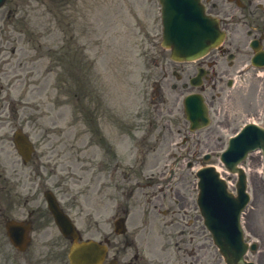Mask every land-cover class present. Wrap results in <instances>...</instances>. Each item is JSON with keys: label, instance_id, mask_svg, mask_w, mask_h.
I'll return each instance as SVG.
<instances>
[{"label": "rangeland", "instance_id": "1", "mask_svg": "<svg viewBox=\"0 0 264 264\" xmlns=\"http://www.w3.org/2000/svg\"><path fill=\"white\" fill-rule=\"evenodd\" d=\"M109 2L113 0H66L60 2V5H54L56 2L53 1L42 5L38 0H8L0 9L2 31L0 39L3 38L5 42L8 39L3 32L4 27L11 21V13L8 15L7 12H15L14 5L19 4L23 7L20 12L22 15L15 17L12 24H22L21 18L25 14L29 25L37 34H42L40 40L44 41V47L41 49L19 46L18 53L13 55L14 64L21 61L27 69L17 70L20 75L25 76V79L14 77L12 84L14 83L17 88L6 90L0 95V119L8 120L3 129H8L9 121L16 119L21 122L25 120L31 122L38 119L36 114L54 116L61 107L64 125L68 120L71 122L74 119H86L84 113L81 116L77 113V108L91 103L93 94H97L101 99L105 97L116 107L122 105L123 110L133 111L139 106L144 107L146 100L143 94L139 93L137 82L140 69L136 61L139 51L138 41L144 36V32L137 29L136 17L142 11L138 14L135 12L137 0H120L124 11L120 16L117 6L112 16L114 24L119 23V17L121 24L119 27H113L110 32V29L104 30L102 25V23L108 24L107 18L110 20L107 12ZM124 15L127 19L123 24ZM58 26L62 30V41L61 34L56 29ZM149 33L159 34L158 27L150 30ZM71 34L76 44L65 42L67 36ZM14 39L25 40V32L23 35L14 33ZM60 43L65 55H62L56 46ZM32 57L36 58L33 66ZM28 71L31 74L27 79ZM26 81L28 90L24 95L17 89L26 88ZM79 87L80 100L77 102L76 89ZM87 89L91 95L87 93ZM104 90L109 91V96ZM111 91L114 95L110 94ZM220 147L221 144L214 145V149ZM212 161L216 162V159ZM245 166L249 167V173L254 175L261 166L259 154L250 155ZM5 242L6 249L10 251V245L6 240ZM5 242L3 238L0 239V247L3 249ZM33 246L23 258L18 253L14 255L3 253L2 258L7 260V264H12V261L15 264H67L62 256L60 258L53 256L54 248H39L34 244Z\"/></svg>", "mask_w": 264, "mask_h": 264}]
</instances>
